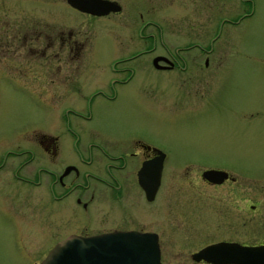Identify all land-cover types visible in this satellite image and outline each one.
I'll list each match as a JSON object with an SVG mask.
<instances>
[{
  "label": "flooded vegetation",
  "instance_id": "obj_1",
  "mask_svg": "<svg viewBox=\"0 0 264 264\" xmlns=\"http://www.w3.org/2000/svg\"><path fill=\"white\" fill-rule=\"evenodd\" d=\"M58 1L86 16H119L126 42L119 46L128 55L115 62V73L122 71L119 65L153 54L151 65L172 72L179 82V91L172 94L173 104L182 112H196L207 100L198 91L218 68L211 55L225 48L224 44H215L218 32H228L238 18L245 17L247 14L238 13L239 7L251 0H101L116 8L101 15L82 11L67 0L50 2ZM91 1L94 0H84L86 4ZM26 20L24 14L13 22L4 19L8 39L0 53L6 60L19 59L26 64L31 61L26 54L43 53L46 64L54 57L58 63L55 74L58 87L64 93L84 94L87 89L81 67L90 36L83 24L78 22L61 29L54 37L35 31L33 45L32 29ZM42 23L48 24L43 18ZM129 79L130 76L116 77L111 84L112 93L99 88L92 96L114 100L117 84ZM242 111L245 115L244 108ZM30 137L33 140L14 141L1 150L0 176L11 174L18 182L34 185L49 194L57 234L62 233L52 238L58 242L70 235L152 233L157 235L160 258L180 264H212L193 257L212 244H264V188L252 189L250 182L232 171L213 167H197L194 171L191 164L196 162L195 158L171 156L168 150L136 134L115 137L102 134V139L93 136L80 146L77 143L80 164L69 156L58 136L35 132ZM161 154L159 185L149 199L141 185L140 172L145 163H150L146 178L152 184L155 163L150 161ZM167 165L172 166L166 169ZM207 169L223 170L228 176L220 183H212L202 176ZM197 182L209 187H197ZM34 200L39 207L45 205L39 204L41 195ZM26 203L31 205L29 201ZM92 224L98 226L91 228Z\"/></svg>",
  "mask_w": 264,
  "mask_h": 264
},
{
  "label": "rangeland",
  "instance_id": "obj_2",
  "mask_svg": "<svg viewBox=\"0 0 264 264\" xmlns=\"http://www.w3.org/2000/svg\"><path fill=\"white\" fill-rule=\"evenodd\" d=\"M50 1L0 0V48L8 39L4 19L13 22L24 14L33 45L35 31L54 37L80 22L90 36L81 67L87 90L82 95L64 93L55 80L54 57L46 64L43 53L26 54L31 60L26 64L6 60L0 53V157L14 141L33 140L31 134L43 132L58 136L80 164L77 143L80 146L93 136L102 139V134H136L171 156L195 158L194 171L222 168L250 182L252 189L264 188V0L243 3L238 13L247 15L228 32H218L215 44L225 48L211 55L218 68L201 85L198 92L207 100L196 112H182L173 104L179 82L172 72L151 65L153 54L121 64L122 71L115 73V62L128 55L119 46L126 43L119 16H86L64 2ZM129 76L117 84L114 100L92 96L99 88L112 93L113 80ZM40 195L43 207L35 205ZM52 209L51 197L41 188L18 182L11 174L0 176V264L42 262L58 242L52 239L57 234ZM160 264L180 262L162 257Z\"/></svg>",
  "mask_w": 264,
  "mask_h": 264
},
{
  "label": "water",
  "instance_id": "obj_3",
  "mask_svg": "<svg viewBox=\"0 0 264 264\" xmlns=\"http://www.w3.org/2000/svg\"><path fill=\"white\" fill-rule=\"evenodd\" d=\"M72 6L93 14L109 12L110 3L94 0L86 4L84 0H67ZM92 5V6H89ZM158 58L154 59L157 64ZM160 152V151H159ZM163 154L150 161L155 163L152 184L147 180L148 164L140 172V182L151 199L159 185ZM150 172V171H149ZM204 179L220 183L228 173L218 169H207ZM150 177V176H149ZM194 259H204L212 264H264V244L241 246L217 243L203 247L193 255ZM160 247L157 235L137 231H114L110 233L82 237L70 235L58 242L40 264H160Z\"/></svg>",
  "mask_w": 264,
  "mask_h": 264
}]
</instances>
